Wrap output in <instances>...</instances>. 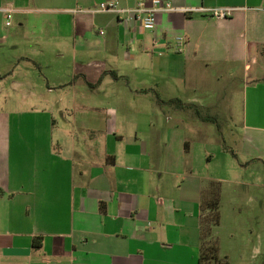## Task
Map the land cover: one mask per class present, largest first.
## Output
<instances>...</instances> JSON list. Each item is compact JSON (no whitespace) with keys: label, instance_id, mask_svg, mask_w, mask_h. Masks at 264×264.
<instances>
[{"label":"crops","instance_id":"crops-1","mask_svg":"<svg viewBox=\"0 0 264 264\" xmlns=\"http://www.w3.org/2000/svg\"><path fill=\"white\" fill-rule=\"evenodd\" d=\"M108 1L138 3L0 0V45L17 47L8 79L23 91L11 103L24 107L0 111V264H201L212 182L220 256L264 264V179L235 178L264 175V0H168L154 30L94 11ZM223 8L234 10L213 15ZM7 9L23 35H5ZM28 26L40 33L27 37ZM68 48L73 67L47 64ZM223 78L245 105L235 161L220 145L197 146L215 114L188 110L176 118L191 126L173 125L176 100L207 107L176 87Z\"/></svg>","mask_w":264,"mask_h":264},{"label":"rangeland","instance_id":"rangeland-1","mask_svg":"<svg viewBox=\"0 0 264 264\" xmlns=\"http://www.w3.org/2000/svg\"><path fill=\"white\" fill-rule=\"evenodd\" d=\"M65 17V16H64ZM32 18V17H31ZM66 18V17H65ZM21 16L17 14H13V17L11 19L12 26L9 28L5 27V35L7 37L11 36L13 33V29L17 31V35H23L24 31L23 29L19 26V23L21 22ZM51 25L47 24L44 26V30L46 34L50 35L52 33ZM29 31L25 34L27 37H35V34L40 33V29L37 27H29ZM24 35V36H25ZM23 36V37H24ZM14 50H17V47L15 48H9L6 44H1L0 45V76H3L2 83H0V111L4 110H19L24 107L17 106L11 103L13 100L19 101L22 98L23 91H15L12 88L11 82L8 79L9 74H7L9 71L13 69L14 66H10V62L13 60V54ZM19 50H26L19 48ZM65 54L67 57L62 58V61H54L51 59V61H48V65H51V68L59 67L57 65H61L63 68H68V67H73L74 65L72 64V57L68 56V52L70 51V48L65 49ZM223 83L220 87L219 82L215 81H209L205 84V86H201L197 88V91L194 92V90H186L184 88H178L176 87V94H180L181 96H190V97H195L199 100H203L204 103L207 104V107L200 108L198 107V104H195V106L192 107H187L184 103H180L179 100H176L174 107H175V115L173 116L174 122L173 125H181L184 124L183 126H191L190 120H184V122H178L177 123V118L176 117H186V113L188 114V110H191L192 112L196 113L199 117L203 115L202 111L208 114L212 115L215 114L217 121V126L216 122L213 121V123H210L214 129L211 128L207 124L206 127H208V132H207V137L198 142L197 146L199 147H206L210 148L211 146H222L225 149L228 148L230 149L233 153H238L237 151V139L233 138L231 135V131L234 132V136L237 137L238 135L242 134V129H243V122H244V111H245V105L243 103V99L241 96V91H238L237 96L235 95V91L232 90V88H229L233 84L232 81L223 78ZM1 81V80H0ZM223 86V87H222ZM55 93H58L56 91ZM228 95L230 96L229 99H227ZM227 96V97H226ZM210 103H214L213 108L216 109V113L212 112L211 107L208 106ZM116 106H106L105 107V114H107L108 109H116ZM230 108L232 109V113L230 112ZM211 109V110H210ZM184 113V114H183ZM212 113V114H211ZM67 114V113H66ZM69 116V115H68ZM67 116V117H68ZM176 118V119H175ZM203 119V117H201ZM61 120V117H60ZM66 124V122H64ZM26 125V123L24 124ZM197 125L203 126V123L197 122ZM216 127V128H215ZM163 128H166V123H164ZM223 128V129H222ZM25 129V128H23ZM28 129V128H27ZM30 129V128H29ZM218 129V130H217ZM222 136H221V135ZM226 149V150H228ZM230 157L233 161H235L236 157L229 151ZM213 154L214 158H218V154L216 153H211L210 156ZM216 161V160H215ZM251 171V170H250ZM255 175H252L249 172H244L243 174L237 175L238 180H257V179H264L263 173L254 170ZM226 176V175H225ZM229 179V177H225ZM226 187L228 185V181L224 184ZM262 189L259 186H253V193L258 194L259 190ZM241 190V186H240Z\"/></svg>","mask_w":264,"mask_h":264},{"label":"built area","instance_id":"built-area-1","mask_svg":"<svg viewBox=\"0 0 264 264\" xmlns=\"http://www.w3.org/2000/svg\"><path fill=\"white\" fill-rule=\"evenodd\" d=\"M174 8L168 0H138V3L133 8H123L119 1H108L101 3L95 12L114 13L122 22H138L143 29L154 30L157 24V16L161 12L172 11ZM234 9L223 8L212 10L213 15L217 18H226L231 15ZM7 26H10L14 11L6 10ZM103 33V32H101ZM183 39L177 40V52L183 50Z\"/></svg>","mask_w":264,"mask_h":264},{"label":"trees","instance_id":"trees-1","mask_svg":"<svg viewBox=\"0 0 264 264\" xmlns=\"http://www.w3.org/2000/svg\"><path fill=\"white\" fill-rule=\"evenodd\" d=\"M176 102V101H175ZM228 149V148H226ZM230 152L237 157V153ZM208 213L202 222V246L200 251L201 264H229L226 257H221L219 242L214 235L215 228L221 221V184L212 182L205 202ZM37 244V241H36Z\"/></svg>","mask_w":264,"mask_h":264}]
</instances>
